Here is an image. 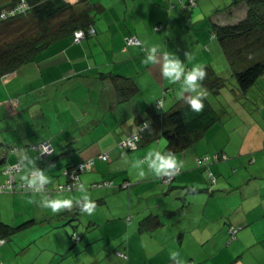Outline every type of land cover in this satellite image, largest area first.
<instances>
[{
    "label": "crops",
    "instance_id": "obj_1",
    "mask_svg": "<svg viewBox=\"0 0 264 264\" xmlns=\"http://www.w3.org/2000/svg\"><path fill=\"white\" fill-rule=\"evenodd\" d=\"M178 1L92 0L94 36L81 43L71 37L57 40L0 78V184L7 181L5 170L13 163L22 164L17 179L29 174L21 160L25 153L51 177V187L61 177L65 180V165L93 158L91 173L79 175V186L92 200H103L91 215H74L70 209L53 213L42 205L46 193L1 191L0 221L13 226L32 222L0 242V264H177L174 251L181 264H264V137L254 147L252 162L259 157L262 169L217 174L211 193L195 160L206 152L197 149L199 142L210 141L204 135L191 147L172 152L183 167L171 185L158 182L141 163L149 151H164L162 139L129 155L117 146L140 120L151 123V105L157 99L163 97L162 109H167L193 94L183 91L182 81L164 77V55L175 54L186 69L197 63L210 66L214 55L209 29L214 23L242 19L247 9L243 1L197 0L184 12ZM158 23L165 27L155 30ZM129 35L141 43L126 44ZM151 46L158 48L157 60L145 63ZM122 89L133 94L120 99ZM40 142L51 144L54 151L42 154L34 147ZM233 145V155L247 148ZM222 148L225 145L214 144L210 150ZM105 151L107 160L96 158ZM106 179L131 185L126 191L90 187ZM79 186L49 196L82 199ZM127 214H132L129 223L124 220ZM71 217L77 219L64 224ZM230 224L241 226L233 240L227 234ZM72 229L82 235L74 247L69 241ZM118 250L128 258L118 256Z\"/></svg>",
    "mask_w": 264,
    "mask_h": 264
},
{
    "label": "trees",
    "instance_id": "obj_2",
    "mask_svg": "<svg viewBox=\"0 0 264 264\" xmlns=\"http://www.w3.org/2000/svg\"><path fill=\"white\" fill-rule=\"evenodd\" d=\"M235 1H243L245 3L247 8L245 16L233 23H214L209 29L211 34L210 37L213 40L212 46L209 48H212L214 58L210 66H205L207 74L204 80L200 81V89H206L207 93L219 94L221 89L227 84L226 75L228 74L235 78L237 87L240 93L243 94L253 89L256 83L261 79L264 80V0H234V2ZM21 3H25L26 5L24 11L19 10L21 7L16 9ZM178 4L185 12L194 7L197 4V0H179ZM168 5V7L172 8L174 3ZM95 7V4L88 0H76L73 3L68 0H8V2L1 5L0 78L8 75V73L14 71L23 63L36 59L37 55L43 49L57 40L71 37L74 43H81L86 37L94 36L95 28L93 26V21L96 11ZM66 10H69L67 18L60 21L59 24L54 25L52 20L63 15ZM27 15L29 18H22ZM185 18V23H187L188 17ZM164 27V24L158 23L154 25L155 30H161ZM77 31H81L83 35L80 40L76 41L74 37ZM8 33H16V35L11 39L4 38L5 34ZM130 36H135L139 42L126 43L124 39L126 44L141 43V40L136 35H129L128 37ZM216 58H219L221 63L215 61ZM129 92L131 91L122 89L118 97L120 99H127L133 94V92ZM202 99L204 100V108L200 112L192 110L187 102V97L184 96L177 99L167 109H162L163 97L157 99L151 105L153 109L150 111L151 123L146 120H140L134 132L130 134L137 135L135 142L136 147L131 149L120 147V141H118L117 146L120 149L130 151L150 141H159L162 139L165 143L164 151H181L191 147L200 140L205 132L219 119L208 96L202 97ZM42 143L44 142H40L39 144ZM12 150H17V147L12 148L11 151ZM37 150L41 152L40 149L37 148ZM52 151H54V148ZM100 154L101 153L97 154L96 158L100 159ZM234 155L239 157L241 154ZM89 159L93 160L90 169L82 172L91 171L95 159L88 158L83 161ZM195 160L196 168L204 173L207 178L208 184L206 186V191L211 193L216 187L217 178L212 173L210 166L213 163L227 161L228 155H226L225 151L217 149L211 154H198ZM83 161L65 165L61 172L65 180L56 182L52 187L49 186V184L46 185L45 193L51 195L57 192H67L76 189L80 184L79 175L81 174V172L76 170L78 164ZM250 161L253 162L254 157H252ZM16 163L20 164V168L13 173V189H3L0 190V192L35 191L31 186L23 187V185H28L27 182L16 178V174L22 170V164L20 162ZM73 171L79 173L77 179L71 178L70 174ZM180 171L181 169H178L170 177L160 176L156 179L161 184L171 185ZM3 183H6V180ZM130 185L131 183L129 181L123 180L121 183H117L116 187L113 180L106 179L93 182L90 184V187L128 189ZM93 201L96 205L102 204L103 202L102 199ZM70 211H73L72 213L76 215V213L80 212L79 205L75 204ZM131 217L132 214H127L124 217L125 222L129 223ZM75 219L77 218L71 217L66 219L64 224L71 223V221ZM155 221L158 222L156 218ZM31 222V220H27L13 226L0 221V242L6 241L14 232L28 226ZM240 228L241 226L238 225H228V239L233 240L236 238ZM81 238L82 235L75 229H72L69 233L71 247L79 244ZM116 253L121 258H128L127 252L125 251L118 250Z\"/></svg>",
    "mask_w": 264,
    "mask_h": 264
},
{
    "label": "rangeland",
    "instance_id": "obj_3",
    "mask_svg": "<svg viewBox=\"0 0 264 264\" xmlns=\"http://www.w3.org/2000/svg\"><path fill=\"white\" fill-rule=\"evenodd\" d=\"M2 0H0V3ZM92 1V0H90ZM111 2L113 0H110ZM1 5V4H0ZM69 10L61 16L52 20L54 25L59 24L60 21L67 18ZM23 19L29 18V16L22 17ZM0 28V32H1ZM1 35V34H0ZM16 33L5 34L4 38L11 39ZM1 37V36H0ZM227 84L221 89L219 94L208 93V99L217 112L219 119L213 124L210 129L205 132L203 138H208L209 142L200 141V146L197 149H204L205 153L211 154V148L215 145H225L224 149L226 155H228L227 161L213 163L210 169L214 176L217 178V174H237L240 172H254L262 169L259 157H257V163H252L250 159L254 157V153L257 152L254 147L261 138L264 137V80L261 79L253 89H250L247 93H240L237 83L234 77L229 74L226 75ZM200 91V90H199ZM256 128H261L257 129ZM214 136V144L211 141V135ZM242 134L245 141H241ZM233 144H243L247 148L241 152L239 157L231 153ZM140 149H133L126 151L122 149L124 154H132ZM208 151V152H207ZM252 151V152H250ZM233 160L235 162L233 163ZM239 161V163H238ZM90 174V171L81 172L80 177L86 174ZM63 176V175H62ZM61 177V176H60ZM65 178V177H64ZM63 181V177H61ZM60 181V182H62ZM114 185L117 183L114 181ZM117 187V186H116ZM126 191L127 189H122ZM66 192V191H65ZM69 192V191H67ZM115 201L114 204H118Z\"/></svg>",
    "mask_w": 264,
    "mask_h": 264
},
{
    "label": "clouds",
    "instance_id": "obj_4",
    "mask_svg": "<svg viewBox=\"0 0 264 264\" xmlns=\"http://www.w3.org/2000/svg\"><path fill=\"white\" fill-rule=\"evenodd\" d=\"M25 9L26 5H22L19 10L24 11ZM157 50L156 46H151L147 49L145 63L157 60V56L155 55ZM162 71L164 77L169 81H182L181 86L183 91L193 93L187 97V102L191 109L195 112L202 111L204 108L202 97L207 96L208 93L206 89H202L201 91H197V89L201 88L200 81H203L207 74L205 67L197 63L193 64L191 68L186 69V65L178 56L173 53H166L163 57ZM182 94L183 92L180 93V95ZM21 160L29 170V174L23 175L21 179L26 181L36 192L45 193V186L51 182V177L45 170L35 167L34 159L27 153L22 156ZM141 163L147 164L150 172L157 177L172 175L175 170L183 167L182 162L174 153L160 150L149 151ZM140 175L143 176L144 172L141 171ZM79 190L83 193L82 199H76L72 195L49 196L44 194L40 199V203L46 208L51 209L53 213H58L62 209H71L76 204L79 205L82 213L91 215L96 210V203L87 194L83 185L79 186ZM171 256L177 258V264H181L178 259V252H172Z\"/></svg>",
    "mask_w": 264,
    "mask_h": 264
},
{
    "label": "built area",
    "instance_id": "obj_5",
    "mask_svg": "<svg viewBox=\"0 0 264 264\" xmlns=\"http://www.w3.org/2000/svg\"><path fill=\"white\" fill-rule=\"evenodd\" d=\"M22 5H25V3L19 4L16 7V9L21 7ZM82 35L83 34H82L81 31H77L75 33L74 39L76 41L80 40ZM125 40H126V43H138L139 42V40L135 36H130V37L127 36V38H125ZM136 139H137V135L136 134H132L130 136H127V137H125V138L120 140L119 146L120 147L130 148V149L131 148H135L136 147V143H135ZM34 147L40 149L42 154H47V153L51 152L52 149H53L52 146L49 143H47V142H44L42 144H37ZM108 155L109 154L107 152L101 153L99 155V158L102 159V160H106L108 158ZM92 163H93L92 159H89L87 161H83V162L78 164V167H77L76 171L82 172L84 170H89L91 165H92ZM19 168H20V164L19 163L11 164V165H9L6 168L5 172L8 174V179H7L6 183L0 184V190L13 189V187H14V184H13V181H14L13 173H14V171H17ZM76 171L71 172V174H70L71 178L77 179L79 173H77ZM168 176L170 177L171 175H168ZM125 185H126V183H125ZM24 186H29V185H23V187Z\"/></svg>",
    "mask_w": 264,
    "mask_h": 264
}]
</instances>
